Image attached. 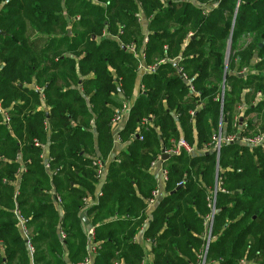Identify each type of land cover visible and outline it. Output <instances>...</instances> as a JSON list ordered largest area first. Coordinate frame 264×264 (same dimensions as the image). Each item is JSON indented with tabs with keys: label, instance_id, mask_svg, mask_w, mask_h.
<instances>
[{
	"label": "trees",
	"instance_id": "16d2710c",
	"mask_svg": "<svg viewBox=\"0 0 264 264\" xmlns=\"http://www.w3.org/2000/svg\"><path fill=\"white\" fill-rule=\"evenodd\" d=\"M0 31V264H201L215 188L204 264H264V0H0Z\"/></svg>",
	"mask_w": 264,
	"mask_h": 264
},
{
	"label": "built area",
	"instance_id": "2783aa9c",
	"mask_svg": "<svg viewBox=\"0 0 264 264\" xmlns=\"http://www.w3.org/2000/svg\"><path fill=\"white\" fill-rule=\"evenodd\" d=\"M145 42H146V39H145ZM130 53L134 54V52H130ZM161 62H164V60L161 61ZM169 62H172V61H169ZM138 69L143 74V73H146V72H153L154 69H155V66L145 67L143 65L142 61L140 60V64H139V68ZM184 80H186V79L184 78ZM129 107H130V105L128 107H127V105H124L123 108H122V111L120 113H118L114 117L113 123H117V130L121 129L119 127V123H122V125L125 123L126 117H127V114H128V110H129ZM213 139L215 141V152H216L217 155L219 154V150H220L221 143L227 144V143H233L235 141V137L234 136H229V137H223V136H221V129H220L218 135L216 137H214ZM262 141H264V137H258V138H255L253 140L242 139L241 142L243 144H247V145H250L251 146V145H259V144H261ZM181 151H185L187 153H192L193 152V149H191L183 140H179V141H177L175 143L174 147L171 150H169V151H163V152L166 153V154H168L169 156H176ZM158 161H160L161 164H162V168H160L159 174H160L161 184L163 185L165 183V181H166V171L163 168V162L164 161L161 160V157L158 158ZM95 164L98 167L96 173H97V176L100 179V178H102V177L105 176V172H106L105 164L102 163L99 160H96ZM152 166H153V164H152ZM45 168H47V165L46 164H45ZM162 185H158L159 187H157V189L152 193V198L148 201L149 206H154L156 204V200L160 196V194H159V188H161ZM216 191H217V189L215 188L214 191H213V193H212L211 200L209 202L210 207H211V214H210V216L208 217V220H207V225H206L207 226L206 245H205V250H204V253H203V256H202L201 264H204L205 255H206L207 248H208V245H209V242H210L211 227H212L213 216H214V212H215L214 203H215ZM99 195H100V193H99ZM88 233L91 234L92 233V230L89 229L88 230ZM61 237H63V236H61ZM92 249H93V252H94V248L93 247H92ZM85 264H89L88 259L86 260V263Z\"/></svg>",
	"mask_w": 264,
	"mask_h": 264
},
{
	"label": "crops",
	"instance_id": "0c3cea01",
	"mask_svg": "<svg viewBox=\"0 0 264 264\" xmlns=\"http://www.w3.org/2000/svg\"><path fill=\"white\" fill-rule=\"evenodd\" d=\"M124 148V145L123 144H120L119 142H117V140H116V143L114 142V144H113V148H112V150H111V152H110V154H109V156H108V158H107V160L105 161V168L108 166V163L115 157V155H116V153L117 152H119L121 149H123ZM48 156V151H47V147H46V149H45V155H44V153H43V158L45 157H47ZM152 169H151V174H153L154 175V177H155V180H156V182H157V184L160 182V174H159V170H160V168H162V164H161V162L160 161H155L154 163H153V166L151 167ZM103 180H104V177H102V178H100L99 179V183H98V185L96 186V188H95V194H94V196H95V200L94 201H90L89 203H95L96 202V198H97V196L99 195V192H100V188H101V185H102V183H103ZM158 185H160V183L158 184ZM159 187V186H158ZM161 188H159V194L161 195H163V191H161L160 190ZM161 195V196H162ZM150 209H152V207H150L149 208V212H151V210ZM142 238H143V236H142V231L138 234V236H137V239H136V241L138 242V243H143V240H142ZM145 248H146V255H145V258H144V260H143V262H142V264H151L152 263V255H151V250H150V245L149 244H145ZM89 253L90 254H88L89 255V257H88V262H89V264H92V262H93V257H94V252H93V249H92V247L90 246L89 247Z\"/></svg>",
	"mask_w": 264,
	"mask_h": 264
},
{
	"label": "rangeland",
	"instance_id": "374dc122",
	"mask_svg": "<svg viewBox=\"0 0 264 264\" xmlns=\"http://www.w3.org/2000/svg\"><path fill=\"white\" fill-rule=\"evenodd\" d=\"M188 1H191V0H188ZM140 23H141V30H142V34H143V42H141V45H140V48H139V50H137V51H135L132 47H130V49H129V52H134V54L137 56V58L139 59V60H141L142 61V58H143V54H144V52H143V45L145 44V39H146V34H147V32H146V26H147V22H146V19H145V17L141 14L140 15ZM249 39H246V44L247 43H249ZM134 51H133V50ZM243 48H240L238 51H240V50H242ZM228 56H229V54L227 55L226 54V58H225V66H226V64H227V61H228ZM177 60V59H176ZM142 76V72L141 71H139V69H138V71H137V78L139 79L140 77ZM137 86L135 85L134 86V90L132 91V97H135L136 96V92H137ZM130 102V101H129ZM128 104V103H127ZM127 107H128V105H127ZM121 125H122V123H119V127L121 128ZM223 133H225L224 132V129H223V131H222ZM225 135V134H224ZM227 137H229V136H233V135H226ZM223 137H225V136H223ZM258 137H260V136H258ZM258 137H255V138H258ZM261 137H264V135L263 136H261ZM254 138V139H255ZM116 140H117V138L115 137V140H114V142L116 143ZM248 140H253V138H251V139H248ZM117 142H118V140H117ZM124 147H125V145H124ZM45 149H46V146L45 147H43L42 148V156H43V153H44V155H45ZM164 154H166V153H164ZM161 157V156H160ZM170 157V156H169ZM156 161H158V159L156 160ZM152 169V168H151ZM160 185H162L161 184V180H160ZM161 191H163V189H160ZM162 195V194H161ZM159 196V197H162V196ZM158 197V198H159ZM156 201H158V199L156 200ZM150 207H154V206H149V208ZM21 226V229H22V225H20Z\"/></svg>",
	"mask_w": 264,
	"mask_h": 264
},
{
	"label": "water",
	"instance_id": "95a60500",
	"mask_svg": "<svg viewBox=\"0 0 264 264\" xmlns=\"http://www.w3.org/2000/svg\"><path fill=\"white\" fill-rule=\"evenodd\" d=\"M0 34L1 35H4V33L3 32H1L0 31ZM67 34H70V31L68 30L67 31ZM262 42V41H261ZM259 47H261V44H259ZM227 55H228V52H227ZM169 158V155L168 154H164V152H163V150L161 151V160L162 161H165L166 159H168ZM178 187H180V186H178ZM161 199V197H159L158 198V200H160ZM82 219H83V222L85 223V224H87V219L85 218V214H82Z\"/></svg>",
	"mask_w": 264,
	"mask_h": 264
}]
</instances>
